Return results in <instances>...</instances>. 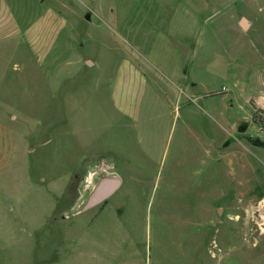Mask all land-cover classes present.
<instances>
[{"label":"rangeland","instance_id":"rangeland-1","mask_svg":"<svg viewBox=\"0 0 264 264\" xmlns=\"http://www.w3.org/2000/svg\"><path fill=\"white\" fill-rule=\"evenodd\" d=\"M14 3L65 28L59 69L0 88V169L8 128L19 141L0 173V264H264V109L247 101L264 90V0ZM128 62L137 120L112 102ZM98 174L121 187L76 213Z\"/></svg>","mask_w":264,"mask_h":264},{"label":"crops","instance_id":"crops-1","mask_svg":"<svg viewBox=\"0 0 264 264\" xmlns=\"http://www.w3.org/2000/svg\"><path fill=\"white\" fill-rule=\"evenodd\" d=\"M14 2L15 0H0V62L6 57L11 61V67L8 68H4L0 64V88L2 87L1 85L8 84L12 91H17V97L19 91H29L36 87V83H39L36 82V74L39 73V70L44 71V74H46L47 69L50 73L51 70L60 68L59 63L62 62L61 57L63 55L57 56L55 64L53 63L50 67H47V61L53 56L55 48L57 52L54 55H60L57 43L62 30L65 28L63 24L65 21L52 8L46 10L36 19H33V17L29 19L24 17V15L20 17L19 10ZM20 58H22V63H19ZM28 58H30V61ZM261 85L264 87V80ZM110 87L115 110L127 120H137L145 87L144 79L138 68L130 62L125 63L118 75L117 82L113 85L111 83ZM260 97L250 96L247 101L253 98L256 105L264 109V90L263 95ZM17 99L16 101H19ZM16 103L18 104L19 102ZM15 117L16 115H13L11 119L14 120L16 119ZM238 124L231 128L232 131L229 132V135L236 131ZM8 129L11 134L12 154L7 167L4 170L0 169L1 174L12 169L19 152L17 135L13 128ZM233 144L232 138H228L221 144L220 148L226 150L232 147ZM240 144L244 145L242 142ZM244 147L248 148L246 145ZM103 162L111 163L113 167L117 168L115 161L112 163L103 158Z\"/></svg>","mask_w":264,"mask_h":264},{"label":"water","instance_id":"water-1","mask_svg":"<svg viewBox=\"0 0 264 264\" xmlns=\"http://www.w3.org/2000/svg\"><path fill=\"white\" fill-rule=\"evenodd\" d=\"M241 24L243 27H246L245 20H242ZM247 127V125H244L239 129V131L244 132ZM94 181L93 187L87 193L84 202L76 213L89 210L100 204L102 201L108 199L119 190L122 184V181L118 176L107 174H98Z\"/></svg>","mask_w":264,"mask_h":264},{"label":"trees","instance_id":"trees-1","mask_svg":"<svg viewBox=\"0 0 264 264\" xmlns=\"http://www.w3.org/2000/svg\"><path fill=\"white\" fill-rule=\"evenodd\" d=\"M257 118H258V113L256 112V113L254 114V119L257 121Z\"/></svg>","mask_w":264,"mask_h":264},{"label":"flooded vegetation","instance_id":"flooded-vegetation-1","mask_svg":"<svg viewBox=\"0 0 264 264\" xmlns=\"http://www.w3.org/2000/svg\"><path fill=\"white\" fill-rule=\"evenodd\" d=\"M107 200V199H106ZM106 200H104L105 202H106ZM104 201H102V202H104Z\"/></svg>","mask_w":264,"mask_h":264}]
</instances>
